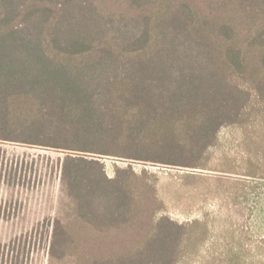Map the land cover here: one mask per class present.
Wrapping results in <instances>:
<instances>
[{"label":"trees","instance_id":"obj_1","mask_svg":"<svg viewBox=\"0 0 264 264\" xmlns=\"http://www.w3.org/2000/svg\"><path fill=\"white\" fill-rule=\"evenodd\" d=\"M0 143L66 154L49 264H257L264 239L248 203L264 179V0H0ZM102 157L242 173L232 208L248 219L226 222L231 180L185 174L216 183L221 204L176 222L157 174L109 177Z\"/></svg>","mask_w":264,"mask_h":264},{"label":"rangeland","instance_id":"obj_2","mask_svg":"<svg viewBox=\"0 0 264 264\" xmlns=\"http://www.w3.org/2000/svg\"><path fill=\"white\" fill-rule=\"evenodd\" d=\"M221 137L228 144L229 154L223 149L218 152L217 157L225 152L228 156L240 158L236 148L230 145L233 139L230 130H224ZM0 148L3 150V179L0 182V264H49L47 221L53 219L58 211L60 169L66 154L15 143H0ZM101 161L106 165L109 177L114 176L116 166H132L139 173L147 169L157 174L159 197L167 206L165 213L179 223L201 218L207 211L216 212L221 204L215 193L210 195L208 192L209 189H214L216 183L198 179L188 182L180 177L185 174H195L202 179L225 176L232 183L229 185L231 191L227 189L228 193L224 194L226 205L223 211L227 224L248 219V216L246 219L239 218L232 208L231 194L236 189L233 183L243 180L244 177L238 175L242 173L191 170L114 157H102ZM11 171L16 174V178L9 186ZM253 182L257 190L248 203L251 210L248 227L254 239L261 240L264 239V179ZM186 183L193 185L187 186ZM202 193L204 197H201ZM249 260L264 264V257H249Z\"/></svg>","mask_w":264,"mask_h":264}]
</instances>
